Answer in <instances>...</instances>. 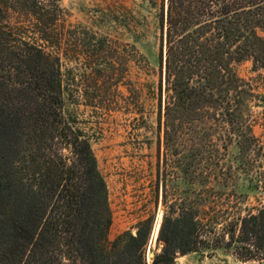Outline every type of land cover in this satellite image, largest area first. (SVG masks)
<instances>
[{
    "label": "rangeland",
    "instance_id": "374dc122",
    "mask_svg": "<svg viewBox=\"0 0 264 264\" xmlns=\"http://www.w3.org/2000/svg\"><path fill=\"white\" fill-rule=\"evenodd\" d=\"M167 1L0 0V26L20 29L21 41L60 59L64 116L90 139L107 184L110 246L125 233L137 237L150 221L143 254L152 264L163 250L164 222L187 208L211 248L178 253V264H264L263 252L244 262L247 248L228 247L242 220L264 210V68L250 58L233 65L241 86L229 97L233 126L209 119L166 140L157 118L168 95L160 69ZM3 128L5 162L14 138ZM125 242L110 261L120 259Z\"/></svg>",
    "mask_w": 264,
    "mask_h": 264
},
{
    "label": "trees",
    "instance_id": "16d2710c",
    "mask_svg": "<svg viewBox=\"0 0 264 264\" xmlns=\"http://www.w3.org/2000/svg\"><path fill=\"white\" fill-rule=\"evenodd\" d=\"M162 10L168 95L158 129L168 140L209 119L233 126L229 97L241 88L233 65L250 58L264 68V0H168ZM21 39L20 29L0 26V126L14 138L11 158H0V264H146L150 221L137 237L125 233L109 245L107 184L90 139L64 116L60 59ZM192 212L164 222L152 264L211 248ZM239 234L228 247L247 248L244 262L264 253V210L244 218ZM122 242V256L110 261Z\"/></svg>",
    "mask_w": 264,
    "mask_h": 264
},
{
    "label": "water",
    "instance_id": "95a60500",
    "mask_svg": "<svg viewBox=\"0 0 264 264\" xmlns=\"http://www.w3.org/2000/svg\"><path fill=\"white\" fill-rule=\"evenodd\" d=\"M154 233H155V230H154ZM155 255L153 253H151V257H154Z\"/></svg>",
    "mask_w": 264,
    "mask_h": 264
}]
</instances>
